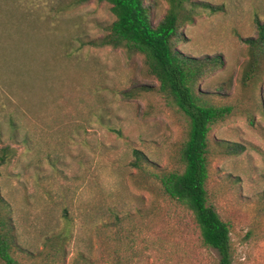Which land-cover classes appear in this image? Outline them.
<instances>
[{
	"label": "rangeland",
	"instance_id": "obj_1",
	"mask_svg": "<svg viewBox=\"0 0 264 264\" xmlns=\"http://www.w3.org/2000/svg\"><path fill=\"white\" fill-rule=\"evenodd\" d=\"M71 0H0V217L9 214L20 264H219L192 214L161 190L178 170L183 119L145 86L156 82L139 56L94 49L114 17L106 3L70 11ZM216 6L182 29L177 50L217 56L199 85L222 102H243L241 39L256 35L264 0H199ZM153 23L166 0H145ZM252 125L234 117L216 127L208 203L230 228L231 264H264V82ZM119 132V133H118ZM218 142L245 150L226 156ZM143 155L132 166L133 152ZM70 232L65 235V221Z\"/></svg>",
	"mask_w": 264,
	"mask_h": 264
},
{
	"label": "trees",
	"instance_id": "obj_2",
	"mask_svg": "<svg viewBox=\"0 0 264 264\" xmlns=\"http://www.w3.org/2000/svg\"><path fill=\"white\" fill-rule=\"evenodd\" d=\"M90 1L108 4L114 20L102 36L86 45L94 49H121L130 57L139 56L146 74L156 82L155 87L145 86L144 90L154 91L163 98L185 124L186 134L178 153L180 168L158 176L162 192L192 214L202 244L217 252L219 264H231L229 225L209 205L206 190L214 150L211 133L234 117H243L250 125L254 123L253 109L258 106L256 90L264 82V21L256 17V35L241 39L246 46V60L239 87L246 103L222 102L199 88L221 66V59L190 57L177 50L184 40L182 29L201 11L216 13L221 6L199 0H166L167 11L156 24L151 6L145 0H71L60 9L67 12ZM218 147L226 156H238L245 150L241 144L228 142H218ZM133 156L131 165L138 168L143 155L135 150ZM10 157L8 148L0 150V168ZM70 226V220H66L65 235L69 234ZM14 230L9 214L0 217V264H20L14 258V251L20 249Z\"/></svg>",
	"mask_w": 264,
	"mask_h": 264
}]
</instances>
